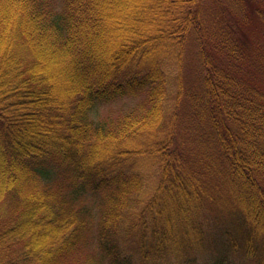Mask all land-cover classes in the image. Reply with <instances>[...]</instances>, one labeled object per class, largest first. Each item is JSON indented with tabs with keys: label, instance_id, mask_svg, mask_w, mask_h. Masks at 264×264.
<instances>
[{
	"label": "trees",
	"instance_id": "trees-1",
	"mask_svg": "<svg viewBox=\"0 0 264 264\" xmlns=\"http://www.w3.org/2000/svg\"><path fill=\"white\" fill-rule=\"evenodd\" d=\"M258 33L264 0H0V264H133L120 235L137 233L144 264L181 257L202 247L208 200L239 210L230 248L261 260ZM140 93L142 108L91 119L100 102ZM142 156L157 160L152 186Z\"/></svg>",
	"mask_w": 264,
	"mask_h": 264
},
{
	"label": "rangeland",
	"instance_id": "rangeland-1",
	"mask_svg": "<svg viewBox=\"0 0 264 264\" xmlns=\"http://www.w3.org/2000/svg\"><path fill=\"white\" fill-rule=\"evenodd\" d=\"M212 2V0H210ZM253 30L258 31L259 28H262L259 25V21L253 23ZM259 32V31H258ZM258 37L260 41L264 43V33H258ZM175 70H172V75ZM260 81L264 85V72L260 75ZM172 84H169L171 87L169 98L167 104L171 106L175 102V94H176V85L175 81L171 80ZM146 101V93H140L138 95H124L115 98L112 101L108 102H100L97 106L91 111L90 116L95 121H100L104 119H115L121 117L127 112L142 108L145 105ZM142 164L140 166L144 169L148 185L152 186L155 183V179L159 175L157 171L156 164L157 160L153 157L142 156L139 157ZM155 164V165H154ZM157 174H152L156 172ZM100 195V194H99ZM98 197L89 196L87 200L93 204L97 203L103 195ZM145 197L142 198L141 202H136L134 206L135 210H130V212L125 211V220L127 224L136 223L138 224L137 217L139 213L144 209L146 203ZM203 202L205 200H202ZM226 204V205H225ZM94 206V220L95 224H97L98 220L101 217L102 208ZM238 209L233 210L227 202L224 201H206L202 206L199 213V223L203 226L204 229V241L202 247L197 249V244L193 246H186L184 254L181 257H178L179 252L172 253L168 251L165 255V259L161 260L158 263H154V256L148 255L146 260L147 264H213L214 261L218 258H224L226 264H263V259L260 257H251L244 254L242 251L236 252L231 250L230 243H228V236L231 233L236 234L239 232V226L236 220V213H238ZM235 229V230H234ZM228 230L231 232L228 233ZM241 231V229H240ZM120 243L121 245L129 252L132 253L131 257L133 260V264H144L142 258L140 259V252L142 251L140 248V237L138 233L134 236H127L125 234L120 235ZM183 243L191 244V239H185ZM257 253H262V245L261 242H257ZM97 252V243L95 240L91 239L85 249L83 250V257L94 255ZM264 255V252H263Z\"/></svg>",
	"mask_w": 264,
	"mask_h": 264
}]
</instances>
